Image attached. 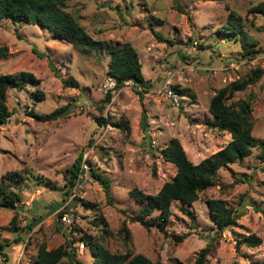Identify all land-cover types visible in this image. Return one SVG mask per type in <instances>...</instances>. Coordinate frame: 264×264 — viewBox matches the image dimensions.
Returning <instances> with one entry per match:
<instances>
[{
  "label": "rangeland",
  "instance_id": "obj_1",
  "mask_svg": "<svg viewBox=\"0 0 264 264\" xmlns=\"http://www.w3.org/2000/svg\"><path fill=\"white\" fill-rule=\"evenodd\" d=\"M263 1L65 0L62 8L96 40L92 46L73 45L34 22L1 18L0 44L8 50L0 56V71L30 70L38 79L6 90L12 112L0 123V186L16 190L19 200L13 207L0 205V240L9 241L0 249L5 255L0 264H33L39 243L53 247L66 241L83 264H94L95 243L113 252H142L165 264L192 263L206 242L205 264L263 261L261 146L220 166L215 183L191 202L171 200L162 228L130 218L142 204L129 193L133 186L156 192L174 175L175 164L160 153L171 136L194 162L230 138L229 131L210 123L208 102L220 86L246 77L254 67L264 69V12L255 8ZM230 11L252 40L251 50L244 49L238 32L226 31ZM123 42L135 48L148 80L140 92L130 80L105 88L110 48ZM166 79L178 88V103L162 91ZM238 98L249 99L251 133L264 144V71L228 101ZM62 104L67 107L54 118L28 113ZM79 152L83 170L70 197L71 191L64 194L66 173ZM14 169L22 174L19 181L11 178ZM209 197L231 204L238 212L235 223L218 228L208 216ZM158 214L154 209L151 216ZM252 231L261 241L236 249V235ZM57 264L74 263L63 255Z\"/></svg>",
  "mask_w": 264,
  "mask_h": 264
},
{
  "label": "trees",
  "instance_id": "obj_2",
  "mask_svg": "<svg viewBox=\"0 0 264 264\" xmlns=\"http://www.w3.org/2000/svg\"><path fill=\"white\" fill-rule=\"evenodd\" d=\"M65 0H0V19L10 17L12 20H25L47 27L53 35L65 39L73 45L92 46L96 40L76 21V19L62 8ZM264 12V1L255 6ZM226 20L227 32L239 33L242 45L245 50H251L252 40L248 39L247 31L243 28L238 15L233 11ZM159 38H164L156 31ZM7 45L0 44V56L7 53ZM50 67H54L48 60ZM107 72L115 78V85H119L127 80H131L138 92L145 90L149 85L148 80L143 78L141 62L138 59L135 48L129 42H123L110 48V59L107 65ZM264 71L263 68L254 67L246 77L233 79L220 86L210 97L208 110L212 114L211 124L217 125L230 132V138L220 148L203 156L198 161H192L186 154L184 147L177 136H171L168 141L160 148L161 155L172 161L176 170L174 175L165 180L156 192H146L137 186L130 188L129 193L136 201L141 202L140 210L131 215L132 220H139L144 226L155 225L162 228L171 213L170 203L173 199H178L182 203L191 202L197 197V192L206 186L215 183L214 175L217 169L226 163L248 154L252 146L259 145L264 148L261 140L251 133L252 114L249 99L238 98L237 100L228 99L234 95L238 89H243L247 84L255 82ZM38 77L30 70L21 69L17 72L0 71V123L4 122L12 110L6 104L7 87L16 84L22 85L26 81L35 82ZM63 81L68 84L74 82L63 77ZM174 89L178 90L174 86ZM108 92L106 98H108ZM67 107L62 104L52 108L47 112H38L33 108L28 109V113L38 119L54 118ZM146 112L143 109L142 121L146 125ZM98 121H104L101 116H97ZM81 152L75 157L71 165L68 166L66 173L67 185L64 191L66 196L71 191V186L83 170L81 164ZM13 181H19L22 174L19 170L9 171ZM2 177V176H1ZM1 185V184H0ZM19 200V193L11 188L0 186V205L14 206ZM62 202V201H61ZM58 202L57 204L61 203ZM208 216L217 224L218 228H224L236 221L238 212L221 197L207 198ZM55 205V204H54ZM53 206H50L52 208ZM67 203L61 208L65 211ZM154 209L159 210L158 216H151ZM59 210L58 215L62 213ZM42 215L32 216L31 223H35ZM124 235H128V229L123 223ZM182 235H177L180 239ZM19 240L20 236H15ZM261 241L256 232H240L235 237V247L239 248L241 243L255 245ZM69 241L62 242L53 247H46L44 242L37 246L33 264H57L58 260L67 255L68 259L74 264H83L75 256L71 248H67ZM9 243L7 239L0 240V249ZM210 250V243L206 242L200 247L194 260L190 264H205L207 253ZM95 261L94 264H165L160 260H152L142 252L131 253L129 250L124 252H113L105 249L102 245L94 244ZM175 264H184L176 262ZM235 264V263H234ZM257 264H264V260Z\"/></svg>",
  "mask_w": 264,
  "mask_h": 264
},
{
  "label": "built area",
  "instance_id": "obj_3",
  "mask_svg": "<svg viewBox=\"0 0 264 264\" xmlns=\"http://www.w3.org/2000/svg\"><path fill=\"white\" fill-rule=\"evenodd\" d=\"M127 81H128V80H127ZM130 81H131V80H130ZM131 82H132V81H131ZM132 84H133V82H132ZM104 85H105V88L113 87V86L115 85V78H114L113 76H111V75H108L107 78H106L105 81H104ZM161 89H162V91H163L165 94L169 95V96L173 99V101H174L175 103H178V102H179V94H178L177 91H175L174 88L170 85V82H169L168 79H166L165 82L162 83ZM81 164H82V162H81ZM81 172H82V171H81ZM81 172H80V173H81ZM80 173H79V176H80ZM79 176H78V177H79ZM78 177H77V179H78ZM77 179L75 180V183L77 182ZM75 183H74V185H75ZM75 189H76V187H74V189L71 191V193H70V197H72V196L75 194ZM66 215H67V214H66V212L64 211L62 217H63V218H66V217H67ZM4 257H5V255H4L2 252H0V260H1V259H4Z\"/></svg>",
  "mask_w": 264,
  "mask_h": 264
},
{
  "label": "clouds",
  "instance_id": "obj_4",
  "mask_svg": "<svg viewBox=\"0 0 264 264\" xmlns=\"http://www.w3.org/2000/svg\"><path fill=\"white\" fill-rule=\"evenodd\" d=\"M109 75V74H108Z\"/></svg>",
  "mask_w": 264,
  "mask_h": 264
}]
</instances>
